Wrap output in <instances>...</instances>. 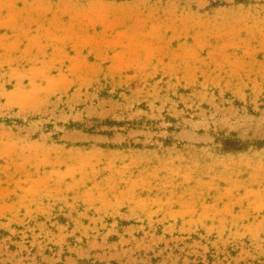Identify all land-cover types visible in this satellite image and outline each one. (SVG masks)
Returning <instances> with one entry per match:
<instances>
[{
    "label": "rangeland",
    "instance_id": "374dc122",
    "mask_svg": "<svg viewBox=\"0 0 264 264\" xmlns=\"http://www.w3.org/2000/svg\"><path fill=\"white\" fill-rule=\"evenodd\" d=\"M0 264H264V0H0Z\"/></svg>",
    "mask_w": 264,
    "mask_h": 264
}]
</instances>
